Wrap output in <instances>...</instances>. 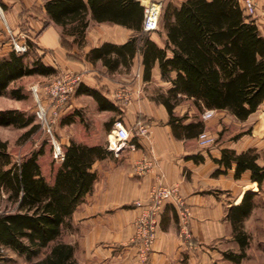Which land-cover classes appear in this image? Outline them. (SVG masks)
<instances>
[{
	"label": "crops",
	"instance_id": "1",
	"mask_svg": "<svg viewBox=\"0 0 264 264\" xmlns=\"http://www.w3.org/2000/svg\"><path fill=\"white\" fill-rule=\"evenodd\" d=\"M48 1L0 0L3 11V16L0 12V19L16 35L25 32L32 37L29 45H37L39 58L27 63L26 55V64L32 66L38 61L53 68L55 73H73L80 78L76 88L93 89L113 105L112 108L100 107L93 94L74 90L61 111L60 124L68 128L64 136L59 133L64 148L75 142L103 151L90 168L96 176L92 190L85 194L74 213L63 223V227L68 222L72 225L69 234L72 240L70 244L75 248V258L80 264H219L224 250L222 245L233 236L228 213L256 184L252 182L249 171L236 178L235 164L225 171V167L216 163L215 159L221 158L223 149H234L237 153L252 150L251 140H242L241 147H237L235 142L202 147L198 135H176L161 98L169 95L173 88L172 79L176 78L177 72L172 71L170 78H163L157 60L146 78L144 55L139 49L134 57L118 59L113 69L102 59H92V50L105 44L121 47L138 32L114 22H96L89 14L90 24L80 39L76 35H69L63 26L54 23L47 15L44 7ZM139 1L145 7L153 4V0ZM157 1L165 5L164 11L168 5L179 8L185 2ZM257 3V14L252 19L264 36V0ZM33 8L41 9L43 18L35 17ZM25 25L27 27L23 30ZM147 35L158 48L165 49L168 35L161 22L157 30L149 31ZM63 39L68 41L69 48L62 44ZM6 46L0 48L3 58H8L13 52ZM172 55L173 52L167 50L168 58H172ZM112 57H117V54L114 52ZM126 94L131 95L130 102L124 98ZM83 101L88 102L87 107ZM189 102L184 106L182 102L176 105V115L185 117L182 120L184 125L203 122V130L211 132L214 117L204 120V112H197L194 116L196 108ZM262 105L264 102L260 107ZM180 110L182 112L178 113ZM116 120L132 129L129 142L117 154L115 149L119 139ZM141 124L149 125L148 135H137V128ZM97 127L106 128V132L102 136L97 134ZM131 144L134 147H130ZM61 162L59 160L54 169H47L41 165L39 158L43 176L48 182L53 183ZM161 183L176 186L185 198L191 210L190 229L195 249H189L182 242L178 234L177 211L171 204L166 205L158 218V238L148 253L143 255L141 245L134 243L135 221L147 211L151 192Z\"/></svg>",
	"mask_w": 264,
	"mask_h": 264
},
{
	"label": "trees",
	"instance_id": "2",
	"mask_svg": "<svg viewBox=\"0 0 264 264\" xmlns=\"http://www.w3.org/2000/svg\"><path fill=\"white\" fill-rule=\"evenodd\" d=\"M44 8L54 23L80 39L90 24L89 14L96 22H114L138 32L121 47L105 44L92 50L91 58L102 59L113 69L118 59L134 57L139 49L144 55L146 78L157 60L163 78H170L172 71H176L173 88L161 101L168 109L170 123L178 136L199 137L203 132V122L184 125L185 117L176 115V105L183 101L190 100L199 114L206 109L225 111L241 121H246L264 102V36L237 0H185L179 8L168 5L160 17L168 35L165 49L152 43L148 31L144 30L146 7L139 0H49ZM62 44L70 47L66 39ZM167 50L173 52L172 58H168ZM114 52L117 57L113 58ZM25 58L26 55L14 50L8 58L0 55V95L24 76L55 73L53 68L38 61L29 66ZM75 90L93 94L100 107H113L93 89L80 86ZM18 93L14 90L12 95L23 98ZM31 122L32 119L25 120L18 110L0 111V125L29 127ZM64 152L65 158L50 183L39 163V158L45 154L43 149L13 164L7 142L0 141V192L4 190L16 206V212L0 214V264L8 259L7 247L33 259L58 241L66 218L92 190L96 176L90 168L103 151L73 142ZM257 160L252 150L237 153L234 149H223L221 158L215 162L225 167V171L235 164L236 178L249 171L256 189H261L264 166ZM254 197L255 192L247 190L228 213L242 249L240 254H226L234 263L245 257L248 238L241 225L255 207ZM74 251L71 244L61 241L35 264H80Z\"/></svg>",
	"mask_w": 264,
	"mask_h": 264
},
{
	"label": "rangeland",
	"instance_id": "3",
	"mask_svg": "<svg viewBox=\"0 0 264 264\" xmlns=\"http://www.w3.org/2000/svg\"><path fill=\"white\" fill-rule=\"evenodd\" d=\"M152 5L148 6L157 10L159 13V24L160 25V17L164 13L165 5L160 2L152 1ZM164 3V2H163ZM2 10L0 9V12ZM3 12V11H2ZM32 12H34L35 17L43 18L42 10L39 8H33ZM3 16V14H2ZM26 25L22 28L26 29ZM158 28V27H157ZM28 34L25 32L22 34L16 35L13 31H11L6 24V22L1 18L0 19V48L7 45V48H11L14 50V40L17 39L20 44H28L29 49L27 51V59L26 62L30 63L32 60H36L39 58L37 54L36 44L29 45V40H32ZM34 41V40H33ZM36 43V42H33ZM63 72H58L51 75L44 74H32L28 76H24L18 80H15L13 84L10 85L6 91L0 95V111L4 110H18L20 111L25 120L32 119L29 127H18L14 125H0V141L7 142V152L12 156V163L16 164L20 162L24 157L30 156L32 152L38 151L40 149L44 150V155L40 157V163L45 168L54 169L55 166H58V161L54 157L52 143L49 137V132L46 128H43L41 124V120L37 116V100L36 96H34L33 88H37L40 95L44 98V104L46 105L47 99L45 95H43L44 89L52 84L58 77L63 75ZM14 90H18V94L23 96V98H19L18 96H13L12 92ZM72 96V95H71ZM70 99V98H69ZM189 102V101H187ZM186 101L182 102L184 106ZM84 102L85 107H87ZM191 103V102H189ZM62 111V110H61ZM206 111V110H205ZM204 111V112H205ZM178 111V113H181ZM194 116L197 115V111L194 109ZM53 116V110L49 112V119ZM92 119L97 118L96 116H90ZM214 117V125L212 127L211 134L215 138V145H229L233 142L236 143L237 147H241L240 144L242 140L246 138L250 139V145L252 146V151L254 154L258 156V162L260 164H264V105L260 107L258 111L253 113L246 121H241L237 119L232 114L230 115L227 112H218L216 111ZM62 121L61 116H59L56 125L54 126V134L55 137L61 141L60 134L63 136L68 132V128L63 127L60 123ZM36 126L29 135H26L27 132L33 126ZM95 130V129H94ZM99 130V131H98ZM96 132L99 135H103L106 132V128L98 127L96 128ZM60 133V134H59ZM199 142V141H198ZM246 143V142H245ZM240 145V146H239ZM255 192L256 197H254L255 205L252 212L248 215L246 219H244L242 223V231L247 235L248 238V246L245 248V257L241 260V262L234 263L226 257L227 253H237L240 254L242 249H240V245L236 240V236L234 235L227 239L224 242L222 258L219 259V264H264V183L262 184L261 189H256V185L251 189ZM191 211V210H190ZM7 212H16V206L13 204L7 197V194L4 190L0 192V214ZM161 216V215H160ZM159 216V217H160ZM139 219V218H138ZM137 219V220H138ZM136 223V232L134 234V243H138L141 245V253L143 255L147 254L151 245L156 241L157 230L159 227V222L155 231V238L151 244L148 245V250H143L144 238L138 237V231L140 229L139 224ZM191 220V216H190ZM178 222V234L181 236L182 242L189 249H195L196 244L194 242V237L192 236L191 229L189 228V234L192 236L191 245L186 242V237L183 236V230L180 226L179 218L177 216ZM191 226V221H190ZM72 225L69 222L63 227L61 237L58 241L52 242L47 248L43 249L39 255L34 256L33 259H28L26 255L21 254L14 249L7 247L5 248L6 255H8V259L5 264H35L36 262L44 259L47 256V253L50 249L58 242L64 241L67 243H71L70 234L72 231ZM72 245V244H71ZM73 246V245H72ZM74 247V246H73ZM75 250V248H74ZM83 258L82 255H80ZM227 258V259H226ZM77 259V258H76ZM226 260L231 261V263H227ZM78 261V260H77Z\"/></svg>",
	"mask_w": 264,
	"mask_h": 264
},
{
	"label": "built area",
	"instance_id": "4",
	"mask_svg": "<svg viewBox=\"0 0 264 264\" xmlns=\"http://www.w3.org/2000/svg\"><path fill=\"white\" fill-rule=\"evenodd\" d=\"M258 0H237L241 8H243L245 14L250 18H254L257 14ZM159 13L151 7H146L145 19H144V30L154 31L157 30L159 24ZM29 49L28 44H20L17 39L14 40V51L19 55H26ZM80 82L79 76L73 73H64L57 78L52 84L47 86L43 95H45L47 102L44 104V98L40 95L37 88H33L34 96L37 100V116L41 120L43 128H46L49 132V137L53 147L54 157L57 161H63L65 158V152L63 145L60 140L55 137L54 126L58 121L59 116H61V108L67 103L71 97L72 92L75 90L76 86ZM120 95V94H119ZM121 96V95H120ZM127 102H130L131 95L126 94L124 96ZM53 110V116L49 119V112ZM216 111L207 109L202 118L204 120L210 119L215 115ZM115 128L117 129V137L119 139V145L116 147L115 152H119L131 138L132 129H128L124 123L120 120H116ZM137 135L145 136L149 134V125L141 124L137 128ZM199 145L208 147L215 145V138L209 134L207 131L203 130L198 137ZM130 147H134L133 144ZM151 200L148 203L147 211L137 220L140 226L138 231V237H143L144 245L143 250H148V245L154 240L156 227L158 224V218L164 210L166 205L171 204L177 211V216L179 218L180 226L183 230V236L186 238V242L191 245L192 236L189 234L190 228V208L187 206L185 198L181 193H179L178 188L170 187L161 183L159 186L154 187L152 190Z\"/></svg>",
	"mask_w": 264,
	"mask_h": 264
},
{
	"label": "bare ground",
	"instance_id": "5",
	"mask_svg": "<svg viewBox=\"0 0 264 264\" xmlns=\"http://www.w3.org/2000/svg\"><path fill=\"white\" fill-rule=\"evenodd\" d=\"M1 14H3V12L1 11Z\"/></svg>",
	"mask_w": 264,
	"mask_h": 264
}]
</instances>
